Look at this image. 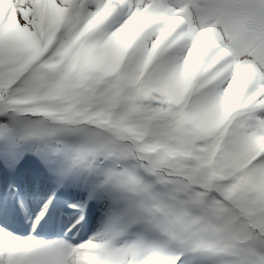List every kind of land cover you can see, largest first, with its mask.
I'll list each match as a JSON object with an SVG mask.
<instances>
[{"label": "snow or ice", "instance_id": "obj_1", "mask_svg": "<svg viewBox=\"0 0 264 264\" xmlns=\"http://www.w3.org/2000/svg\"><path fill=\"white\" fill-rule=\"evenodd\" d=\"M0 264H264V0H0Z\"/></svg>", "mask_w": 264, "mask_h": 264}]
</instances>
